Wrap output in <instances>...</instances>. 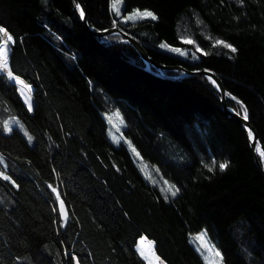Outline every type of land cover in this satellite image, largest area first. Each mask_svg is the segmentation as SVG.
<instances>
[{"label":"trees","instance_id":"1","mask_svg":"<svg viewBox=\"0 0 264 264\" xmlns=\"http://www.w3.org/2000/svg\"><path fill=\"white\" fill-rule=\"evenodd\" d=\"M112 1L83 0L93 30L115 21L157 64L213 71L227 105L247 110L264 145V0H122V13L156 17L135 22L115 17ZM0 28L12 37L8 68L33 98L29 111L0 74V218L24 247V216L49 226L37 259L11 260L0 243V264H145L137 251L152 246L141 236L164 264H206L191 241L200 231L221 264H264V175L246 129L223 111L207 77L146 71L122 36L85 30L76 0H0ZM111 105L123 136L157 168L143 169L146 177L160 174L171 191L108 140ZM257 156L264 168L259 147Z\"/></svg>","mask_w":264,"mask_h":264},{"label":"rangeland","instance_id":"2","mask_svg":"<svg viewBox=\"0 0 264 264\" xmlns=\"http://www.w3.org/2000/svg\"><path fill=\"white\" fill-rule=\"evenodd\" d=\"M115 5V7H114ZM112 11L115 17H117L118 19H120L122 22H131V21H139V20H143V19H147V20H154L152 18H143L140 17L139 15H137V13H143L145 11H149L147 9H133L130 12L127 13H122V0H113L112 1ZM151 12V11H150ZM131 17V19H129ZM114 25H117L114 21ZM118 26V25H117ZM8 34L7 32H0V37H1V44L2 45L0 47V74H6V68L4 67V55L3 52L5 51V48H8V44L10 41L7 42V46H5V41H7L8 38ZM159 47L162 50H165L167 52L170 53H174L176 55H181V52L173 47H170L164 43H160ZM178 50V51H176ZM7 51V49H6ZM183 55V54H182ZM21 82H23L24 84H26V86H29L28 89H26V93L25 90L23 89L22 84H17L16 88H17V92H20L21 95L24 98V104L25 106L28 108L29 110V105L32 104L33 106V98H32V87L30 84L26 83L24 80H22L21 78H18ZM30 88V90H29ZM19 94V93H18ZM23 101V99H22ZM32 106H31V110H32ZM29 110V111H31ZM103 115L107 121V138L108 140L114 144V145H118L120 143L124 144L131 157L133 158V161L135 162V164L137 165V167L141 170V172L143 173L144 177L150 182L153 183L156 181L155 186L157 185L160 188L161 183H165L168 184V182H166L165 179H163L161 177L160 174H157L159 177H152V179H148L143 171V169L145 170V172L148 175H151V168L155 169V166L146 164L145 161H143V159L141 158V156L138 154V152L136 151L135 147L133 146V144L130 142V140L126 137L123 136L122 134V130H123V120L121 115L119 114L118 110L111 105L110 107H108L104 112ZM17 127L20 128L24 133H26V128L25 126L17 119ZM157 169V168H156ZM163 183V184H164ZM165 188H167L170 191V187L168 185H165ZM25 220V233H24V241H25V247L20 244L15 237L10 234L3 225V222L0 218V243L2 246V250L4 252V254L9 258V259H15L18 258L19 256H21L22 254H24L25 252H28L31 255L32 259H37L38 255H39V248L40 246L44 243L47 235H48V231H49V226L46 223H37V222H33L31 221L28 217L24 216L23 221ZM205 231H200L197 234L193 235L191 237V241L193 243V240L196 241V243L198 244L197 249L199 251V253H201L206 261V264H221L220 262V258L219 256L216 255V253L218 252L217 249L212 245V243L205 237L204 235ZM201 235H203L204 239H198V237H200ZM146 241L149 245L152 246V251L150 250L149 252H145L142 249H138V254L139 256L144 260L145 264H164L156 255L154 252V246H153V242L147 238H145L144 236H141L139 239H141ZM138 241V240H137ZM137 245V243H136ZM136 248V246H135ZM126 264V263H123Z\"/></svg>","mask_w":264,"mask_h":264},{"label":"water","instance_id":"3","mask_svg":"<svg viewBox=\"0 0 264 264\" xmlns=\"http://www.w3.org/2000/svg\"><path fill=\"white\" fill-rule=\"evenodd\" d=\"M76 5L79 9L80 21L88 33L96 37H103L108 34H117V35L122 36L123 40L138 52V54L140 55L141 59L144 62V65H145L144 69L146 71L151 72L156 76H159L162 78H168L172 80L182 79L184 77H189L193 75H201V76L207 77L213 83L216 90L220 94V104L222 106L223 111L229 116H231L232 118H234L236 121H238L246 129L247 134L249 136V145L254 155V162L257 165V167L261 170L262 174L264 175V169L261 166L259 158L257 156L258 147L260 148L261 155L264 156V145L260 141L256 130L250 124L249 119L248 118L244 119V116L238 114L236 111H234L227 105L225 89H224L223 83L221 79L219 78V76H217L213 71L209 69H204V68L188 70L180 65L167 66V65L157 64L147 54L146 49L143 46V44L139 42L135 37L125 32L119 26L112 25L111 27L106 28L104 30H93L87 22V9H86V6L83 0H76ZM81 13H83V16L81 15ZM152 67L155 69L154 71L152 70ZM166 69L171 70V71H178L179 73L176 74L175 76H165L163 73V70H166ZM61 201L62 200L58 202V212H59L60 218L65 219L67 217V209H66V205L64 202H63L64 204L63 209L60 208Z\"/></svg>","mask_w":264,"mask_h":264},{"label":"snow or ice","instance_id":"4","mask_svg":"<svg viewBox=\"0 0 264 264\" xmlns=\"http://www.w3.org/2000/svg\"><path fill=\"white\" fill-rule=\"evenodd\" d=\"M114 7H115V5H114ZM81 15L83 16V13H81ZM137 15H139L140 17H143V18H152V19H156L154 13H152V12H150V11H145V12H143V13H139V12H138ZM129 19H131V17H130ZM0 32H5V29L0 28ZM10 40H12V37H11V36H8L7 41H5V46H7V42L10 41ZM187 43L191 44L192 41H187ZM216 44H217V45H225V42H224L223 40H217V41H216ZM225 46L228 47L229 49H231L232 52H236V51H237V50H236L231 44H227V45H225ZM176 51H178V50H176ZM3 55H4V58H5V59H4V67H7V51H6V48H5V51L3 52ZM10 75H11V74H10ZM29 110H31V105H29ZM247 118H248V117H247V110L245 109L244 119H247ZM213 163L215 164V162H213ZM227 166H228L227 163H220V164L218 165V167H219V169H220L221 171H223L224 169H226ZM210 170H211V169H210ZM4 179H5V180H8L9 177L5 176ZM55 191H56V189L53 188V192H55ZM170 191H171V189H170ZM177 191H179V189H176V191H172L171 194H172L173 196H175ZM63 207H64V204H63V201H61V202H60V208L63 209ZM198 239L203 240V239H204L203 235H201L200 237H198ZM216 255H217V256H220V253L217 252Z\"/></svg>","mask_w":264,"mask_h":264},{"label":"crops","instance_id":"5","mask_svg":"<svg viewBox=\"0 0 264 264\" xmlns=\"http://www.w3.org/2000/svg\"><path fill=\"white\" fill-rule=\"evenodd\" d=\"M12 42V40H10V42H9V44H8V48H6L7 49V68H6V76H7V78L9 79V81H11V82H13L15 85H17V80H19L18 79V77H16L15 75H13L11 72H10V70H9V68H8V54H9V47H10V43ZM2 45H0V47H1ZM11 74V75H10Z\"/></svg>","mask_w":264,"mask_h":264},{"label":"bare ground","instance_id":"6","mask_svg":"<svg viewBox=\"0 0 264 264\" xmlns=\"http://www.w3.org/2000/svg\"><path fill=\"white\" fill-rule=\"evenodd\" d=\"M137 39V38H136ZM138 40V39H137ZM139 41V40H138ZM140 42V41H139ZM261 164V163H260ZM262 166V165H261ZM263 167V166H262ZM264 169V168H263Z\"/></svg>","mask_w":264,"mask_h":264}]
</instances>
